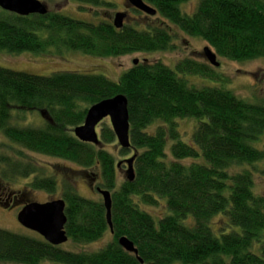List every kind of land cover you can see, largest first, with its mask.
<instances>
[{"label": "trees", "instance_id": "obj_1", "mask_svg": "<svg viewBox=\"0 0 264 264\" xmlns=\"http://www.w3.org/2000/svg\"><path fill=\"white\" fill-rule=\"evenodd\" d=\"M70 1L112 6L104 0ZM142 1L156 11L161 26L115 29L108 21L90 23L57 12L21 17L0 9V51L66 49L97 59L168 52L174 46L165 28L172 25L203 40L219 58H264V0H198L191 14L181 9L189 0ZM191 76L220 80L207 65L188 59L173 68L142 61L116 82L77 72L44 77L0 67L2 135L28 151L97 170L98 187L111 196L112 226L111 233L103 203L79 196L69 183L74 179L61 175L67 241L86 245L107 233L110 241L94 252L72 251L0 229V263L264 264V196L253 192L255 165L264 164V144L259 145L264 103H247L216 86L196 88L187 81ZM118 95L127 101L130 142V150L119 153L136 157L134 180L117 185L114 156L104 149L116 141L110 127H102L96 147L79 142L71 130L83 123L89 107ZM14 111H45L47 120L40 128H19L10 124ZM184 119L197 122L187 142L177 127ZM155 123L160 125L149 133ZM0 167L11 176L38 174L30 162L10 155L0 154ZM28 188L53 194L57 185L53 177L36 176ZM159 201L167 209L162 218L141 208ZM215 217L223 219L219 230L211 225ZM121 237L137 256L119 246Z\"/></svg>", "mask_w": 264, "mask_h": 264}, {"label": "rangeland", "instance_id": "obj_2", "mask_svg": "<svg viewBox=\"0 0 264 264\" xmlns=\"http://www.w3.org/2000/svg\"><path fill=\"white\" fill-rule=\"evenodd\" d=\"M39 1L46 6L47 11L61 13L65 16L90 23H98L101 21L112 23L116 13H125L126 18L124 19L123 25H134L135 23L141 25L143 23H148L152 26L162 25L160 17L147 16L138 11L137 13L135 12V9L126 6L125 0H104L112 5L107 7H91L90 5H82L70 0ZM197 3L198 0H189L181 7V9L184 13L191 14L194 12ZM168 26L169 27H166L165 30L172 37V46H174L173 51L130 53L110 59L92 58L80 52H73L66 49H61L60 52L56 51L58 54L22 52L14 55L8 54L5 51H0V67L7 70L44 77L53 73L77 72L80 74L100 75L112 82H116L120 75L142 61L160 62L169 68H173L178 61L188 59L198 64L207 65L212 72L220 77V80L217 82L206 79L204 80L196 76L187 77V81L190 85H193L196 88L216 86L231 91L236 97L247 103L256 105L264 103V58L235 62L217 56L216 60L219 63V66L214 67L211 66L202 56L203 49L209 47L203 40L189 37L179 31L176 27L172 25ZM134 61H136V64H133ZM41 112L46 114L45 111ZM44 123L45 119L41 116L40 111L11 112L10 124L12 126L19 128H40ZM156 125L160 124L155 123L154 125H151L148 128V132H152ZM196 125L197 122L194 119L178 121L177 127L182 142H187L188 139H190L192 131ZM103 126L110 127L108 118L104 119L96 126L95 129L98 137H100V130ZM71 133L74 136L72 130ZM259 138V145L264 144V133ZM104 149L114 156V163L116 165L119 161L128 159L131 156L130 152L124 156L120 155V147L117 145V141L111 145H106ZM0 154L10 155L23 163L30 162L34 165L38 173L31 174L27 178L18 175L11 176V174L4 170V168L0 167V229L2 230L34 239L41 238L36 233L29 231L20 225L17 221V215L27 201L43 203L60 199L63 191V178L61 175L74 179L69 183L79 196L86 199L101 201L103 203L102 197L96 190V188H99L100 178L97 170L93 169V167L85 170V168H82L75 163L28 151L17 144H11L1 132ZM255 167L258 172L254 180L255 184L253 192L255 191L254 193L264 196V164H258L255 165ZM78 171H81V177L77 174ZM4 175L5 178L3 177ZM36 176L53 177L56 180L57 185L55 192L53 194H48L44 191L29 189L28 184ZM116 176V183L118 185L121 180L124 179L123 171L116 169ZM18 198H20V201L17 200ZM141 208L157 219L162 218L167 213L163 201H159L154 207L141 206ZM211 223L214 230H219V228L224 227L223 219H220V217H215ZM109 241L110 235L107 233L99 241L91 244L75 245L71 243V241H67L60 247L63 250L94 252L102 248ZM40 264L59 263L46 261Z\"/></svg>", "mask_w": 264, "mask_h": 264}, {"label": "water", "instance_id": "obj_3", "mask_svg": "<svg viewBox=\"0 0 264 264\" xmlns=\"http://www.w3.org/2000/svg\"><path fill=\"white\" fill-rule=\"evenodd\" d=\"M125 1L128 7L134 8L147 16H154L156 14V11L146 5L142 0ZM0 9L21 17H27L29 15L43 16L47 13L46 6L39 0H0ZM125 18V13H116L112 20L113 27L115 29L122 28ZM202 56L211 66H219L216 60L217 56L210 48L205 47ZM133 64H136V61ZM40 114L45 120L47 119L43 112L40 111ZM106 118H109L111 130L117 141V145L123 150H130L127 101L122 95L103 100L89 107L86 111L83 124L72 129L75 138L83 143L95 146L99 145L95 128ZM135 157L136 154L133 153L130 158L120 161L116 165L117 168H120L121 165L125 167L124 178L128 182L134 180L133 162ZM96 190L102 197L103 207L106 211V221L112 233L110 193L100 188H96ZM64 209L65 203L62 199L52 200L46 203L27 201L20 209L17 215V221L25 229L39 235L45 242L53 246H60L67 241V236L64 231L66 224ZM118 244L125 252L137 256V250L126 238H119ZM139 261L141 262V260Z\"/></svg>", "mask_w": 264, "mask_h": 264}, {"label": "flooded vegetation", "instance_id": "obj_4", "mask_svg": "<svg viewBox=\"0 0 264 264\" xmlns=\"http://www.w3.org/2000/svg\"><path fill=\"white\" fill-rule=\"evenodd\" d=\"M121 170H123V169H121Z\"/></svg>", "mask_w": 264, "mask_h": 264}]
</instances>
